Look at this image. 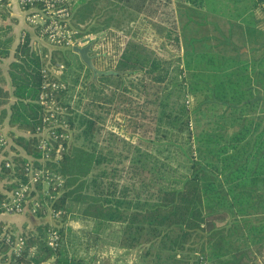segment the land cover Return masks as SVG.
I'll list each match as a JSON object with an SVG mask.
<instances>
[{"label": "trees", "instance_id": "16d2710c", "mask_svg": "<svg viewBox=\"0 0 264 264\" xmlns=\"http://www.w3.org/2000/svg\"><path fill=\"white\" fill-rule=\"evenodd\" d=\"M177 1L207 13L212 29L222 36L193 40H212L214 49L187 52L176 66L178 77L171 86L166 83L174 64L166 65L154 54L151 58L140 50L138 41L133 42L140 20L129 38L111 26L103 28L104 39L107 36L115 45L93 63L99 70L112 69L99 65L103 60L111 62L114 50L117 75L97 80L82 62L69 59L70 49L44 48L39 54L29 33L18 46L17 61L10 64L14 101L0 111V125L7 120L21 134L11 133L7 139L11 137L13 143L8 141L4 148L5 155L13 153V167L6 168L0 158V206L13 189L28 182L25 167L31 165L43 172L37 192L44 189L46 178L54 179L51 184L56 177L63 180L61 187L50 188L53 195L59 193L58 198L52 203L46 198L63 215L51 223L26 227L21 233L26 238L25 255L11 258V264H42L50 259L79 264L67 257L64 247L66 218L74 204L99 224H119V253L129 254L127 264H217L218 258L231 264V255L240 264L253 254L251 247L264 246V18H256L258 13L264 15V0H228L223 7L212 0ZM119 2L133 7L131 0ZM243 3L248 5L241 7ZM123 9L127 8L119 6V11ZM220 17L225 28L219 25ZM225 21L241 25L237 41L225 36ZM29 30L40 36L39 29L30 26ZM12 43L10 38L5 46ZM244 47L248 52L241 53ZM58 61L65 66L63 75L48 78L65 87L52 92V99L42 105L43 67ZM102 84L114 86L111 97L103 95ZM85 101L96 109L117 103L113 109L119 111L117 125L134 129L141 126V119L151 125L152 133L107 132V145L91 148L87 143L104 118L94 109L80 112ZM54 105L59 111L66 108L51 120L65 117L67 128L57 132L70 138L52 142L50 156L44 159L37 128ZM136 108L133 114L131 109ZM58 145L64 148L62 154ZM4 226L0 222V228ZM52 227L61 234L56 252L46 242ZM6 252L2 247L0 253Z\"/></svg>", "mask_w": 264, "mask_h": 264}, {"label": "rangeland", "instance_id": "374dc122", "mask_svg": "<svg viewBox=\"0 0 264 264\" xmlns=\"http://www.w3.org/2000/svg\"><path fill=\"white\" fill-rule=\"evenodd\" d=\"M210 1H208V3H210ZM212 1L214 5H221V7L227 3L229 4L228 0ZM98 2V0H86L80 7L74 10V16L72 19V25L75 28H79L77 25L80 24L82 25L80 29L85 30L87 24L82 22L97 16L99 27L96 29L101 36L100 40L98 36L97 40L95 41L93 46L95 51L93 52L100 55H106V53L109 54L110 51H112V45H115L113 42V44L109 43L110 38L108 39L107 36H105L107 40L106 38L104 39V31L102 26H111L117 31L119 29L121 34H124V36L129 38L137 26V22L140 20L142 22L138 27L140 31L137 30L135 32L137 33V39L133 40V42L138 41L139 45L141 46L140 50L143 52L145 51V53L149 54L151 58H153L154 54V56L159 58L162 63L165 62L166 65L174 64V66L170 68L171 72L166 83L167 86H171L173 78L178 77L176 66H179V61L185 58L187 52H211L214 49V42L212 40L201 42H196L193 40L211 35H217V37L222 36L220 32L212 29L211 25L209 24L207 13H205L207 15L206 17L203 11L183 5L177 0H150L146 8L143 6V0H135V3H133L131 0L133 7L130 8L127 6V3H121L122 6L127 9L120 11L119 7L117 8L109 6L112 4V2L109 0H102V3L100 2L99 4ZM106 3H108V5H106ZM246 5L248 4L243 3L241 7ZM132 9H140L142 15L149 17L150 20H147L146 17L144 18V16H140V19H138V17L136 18V23L131 24L132 19H135L134 15L131 13L133 11ZM240 9L244 10V8ZM116 11H119V15ZM211 18L216 21L218 20L216 16H211ZM221 18L222 17H220L219 25L222 28H225V24L222 22L223 18ZM256 18L257 20L262 19L264 18V15L258 13ZM228 22H226L227 29L224 30V34L226 37L229 36L230 38H234L237 41V39L241 37L243 29L238 23L234 24V21H230V23ZM261 27L264 28V23H261ZM94 30L95 29H91L88 33H91ZM237 44L240 47L242 46V43L238 42ZM246 52H248V48L244 47L241 50V53ZM68 55L69 57L75 56L71 53H68ZM114 56L116 57L115 51L113 50L111 54L112 61L108 62L107 60H103L99 67L102 69L112 67V69L109 70H114L116 72L115 69H117V61L115 58L113 59ZM58 64L63 63L58 61ZM111 86L112 87H108L106 84L101 85L102 89L105 88V93L103 92V95L107 96L108 98L111 97L114 90V86ZM151 92H153V90ZM175 97L176 96L174 95L173 98ZM183 97L185 96L183 95ZM184 100V98L181 99V102H184ZM187 102L189 101L187 100L185 102L186 105ZM117 105L118 104L116 103V105H112L110 108L105 106L104 109H96L94 108V105L91 106L88 101L83 103L80 112L88 114L89 111L87 110L94 109L93 111L95 113L104 118L98 120L99 124H97L98 126L96 128L99 130L94 131V135L90 139L91 141L87 143L89 144V147L92 148L94 145L99 146V148H101V146H106L107 143L105 140L107 138V132H113L118 134V136L119 132L129 135L133 132V130H135L138 134L152 133L151 125L148 122L145 123V121L141 119H138V122L141 124V126L134 127V129L128 128L124 124L117 125L119 124V111L118 113H115V110H113ZM108 109L111 110L109 113L107 111ZM137 109L138 108L135 110L131 109L133 114H136L135 112L138 111ZM147 113L148 112H146V114ZM116 126H118V128ZM119 129L121 130L119 131ZM80 143H82V141ZM120 147L121 150H123V154H126L127 149L123 142L121 143ZM116 152L119 153V142L116 145ZM117 161L119 162V158H117ZM124 164H126V166L128 165V163ZM72 206L73 210L67 215L66 218L70 226L64 234V241L66 240V252H69L73 259L77 260L79 264H127L126 260L129 258V254L119 253V224L107 222L99 224L100 222L95 221L91 217L85 216L79 206L75 204ZM249 250L252 251L251 249ZM246 256H248V254ZM74 257L78 258L75 259ZM251 257L252 255L249 256V261L251 260ZM260 258L262 259L261 256ZM233 259H231V264H236V260L233 261Z\"/></svg>", "mask_w": 264, "mask_h": 264}, {"label": "built area", "instance_id": "2783aa9c", "mask_svg": "<svg viewBox=\"0 0 264 264\" xmlns=\"http://www.w3.org/2000/svg\"><path fill=\"white\" fill-rule=\"evenodd\" d=\"M19 4L25 13V19L29 26L39 29L40 37L44 39L49 46L59 49H72L74 46L80 48L87 46L97 40V35H84L76 30L72 25V10L67 0H18ZM65 69L64 64L52 65L47 63L42 70L44 81L42 83V92L40 94V104H47V100L52 99V92L64 88V83L57 81L50 82L48 75L56 77L62 76ZM48 78V79H47ZM189 104V102H187ZM59 106L54 105L50 107L49 116L43 120V126H39L37 131L42 137L40 147L45 151L44 159H48L52 145L58 144L59 139H68L69 135H58L57 129L67 128L66 119H55L56 114L65 112L66 108L60 109ZM7 136L0 131V158L5 162L6 168L13 167V162L10 160L11 153L5 155L4 148L8 145ZM59 146V145H58ZM7 150V149H6ZM64 148L60 145L57 147V152L62 154ZM28 182L22 183L19 187L13 189L7 196V200L0 206V211L10 215L30 214L38 216V212H42L45 216H49L51 220H59L63 215L62 210H55L51 203L58 195H53L50 188L56 190L57 186H62L63 180L60 177L45 179L44 189L37 192L36 183L42 177L43 172L34 169L31 165L25 167ZM35 192L32 197L31 194ZM50 199V202L46 198ZM44 206V207H43ZM46 242L54 252L60 249L61 234L52 227L48 230ZM6 247V253H0V264H11L12 259H18L25 255L27 248L26 238L21 233H15L10 227L6 225L0 228V252L1 248ZM42 264H57L56 260L50 259Z\"/></svg>", "mask_w": 264, "mask_h": 264}, {"label": "crops", "instance_id": "0c3cea01", "mask_svg": "<svg viewBox=\"0 0 264 264\" xmlns=\"http://www.w3.org/2000/svg\"><path fill=\"white\" fill-rule=\"evenodd\" d=\"M67 1L74 16V10L80 7L86 0H67ZM98 1H99L98 4L100 2L102 3V0H98ZM109 1L112 2V4H110L109 6L117 7V8L119 6H122V4L119 3V0H109ZM149 1L150 0H143L144 2L143 6L145 8L147 7ZM132 2L135 3V0H132ZM106 5H108V3H106ZM134 9H132L133 11L131 13L132 15H134L135 19H132L131 24L136 23L135 20L137 17L138 19H140V16H144L142 15L140 9L139 10H134ZM116 12L119 15V11ZM145 17L146 16H144V18ZM25 18H26L25 13L23 12L18 0H0V111L2 109L9 108V104L14 101V97H13L14 87L12 85L13 82H12L10 64L14 61H17V57H16L17 48L20 45V43L23 42L24 37H26V34L29 33L32 42H34L33 43L34 46L37 47L39 51V54H42L44 48H47L48 51H51L53 49L40 36H37L35 32L33 33L32 32L33 30H29L30 26L26 22ZM146 19L150 20L149 17H146ZM97 21H98L97 16L83 21L82 23L87 24L85 30L80 29L82 27V25L80 24L77 25V27L79 28H75V27L74 28L80 32L83 31L86 33L89 32L91 29H95L93 33L91 34L87 33V35H97L98 37L99 33L97 32L96 28L99 27V25ZM102 27L104 28L107 26H102ZM113 28L114 27H109V29L111 30ZM10 38H13V43L11 44V46H9V48H7L5 44ZM57 49L61 51L69 50L62 48L61 49L57 48ZM93 51L95 50L93 49ZM72 53L75 56L69 57L68 55L69 59L73 60V62L75 63L81 62L80 57L76 53L74 52ZM93 55L97 57V55L99 54L93 52ZM9 112L10 111H8V113ZM0 131L7 137L11 136L10 134L15 132L16 134H21L15 129L9 127L7 120L4 122L3 125H0ZM8 140L11 142V144L13 143L11 137L8 138ZM0 222L5 223L7 227H10L15 231H17L16 233H22L26 227L31 228L33 226L40 225L42 223H48V222L51 223L52 221L49 216L39 217V216H32L28 213L22 215H10L5 213H0ZM69 227L70 226L68 220H66L65 230L69 229ZM65 244H66V240L64 241V247ZM251 249L253 251L251 260L249 261L248 259H244V260L242 259L243 262L241 261L240 264H264V246L263 247L258 246L257 248L251 247ZM66 255L70 259L73 258L69 254V252H66ZM260 256L262 257V259L260 258ZM231 259H232V255L228 257V260ZM225 263L226 262H224L222 258H218L217 264H225Z\"/></svg>", "mask_w": 264, "mask_h": 264}, {"label": "water", "instance_id": "95a60500", "mask_svg": "<svg viewBox=\"0 0 264 264\" xmlns=\"http://www.w3.org/2000/svg\"><path fill=\"white\" fill-rule=\"evenodd\" d=\"M93 46H94V42L89 43L87 46L82 47V48L78 46H74L71 49V51L76 53L80 57L81 62L88 69L91 70L93 80H97V78L100 76L117 75V72H115L114 70L102 71V70L97 69L94 66L93 60L95 56L93 55Z\"/></svg>", "mask_w": 264, "mask_h": 264}]
</instances>
